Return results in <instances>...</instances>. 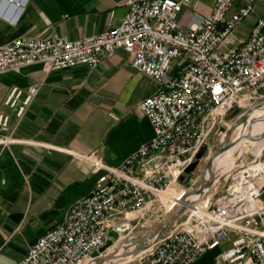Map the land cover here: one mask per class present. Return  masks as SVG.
<instances>
[{"label": "built area", "instance_id": "built-area-1", "mask_svg": "<svg viewBox=\"0 0 264 264\" xmlns=\"http://www.w3.org/2000/svg\"><path fill=\"white\" fill-rule=\"evenodd\" d=\"M234 1L215 0L211 12L183 28L178 15L191 0H128L120 22L101 33L74 40L55 34L22 37L0 44V75L33 64L45 72L75 65L92 69L101 54L121 49L131 56L132 69L158 84L137 107L149 121L151 138L117 167L90 156L92 172L98 173L91 192L73 202L62 222L37 237L15 264H90L108 232L121 233L126 215L158 220L177 206L164 212L159 207V195L170 185L181 190L176 200L182 203L197 180L188 185L193 170L187 168L206 163L226 131L264 102L263 19L236 47L222 46L251 11L244 6L230 12ZM36 92L34 84L9 89L2 101L7 111H0V142L12 140L11 116L20 119ZM263 151L245 153L247 160L232 164L207 199L187 206L185 221L127 264H193L218 247L212 264H264ZM154 158L156 163L148 165Z\"/></svg>", "mask_w": 264, "mask_h": 264}, {"label": "crops", "instance_id": "crops-1", "mask_svg": "<svg viewBox=\"0 0 264 264\" xmlns=\"http://www.w3.org/2000/svg\"><path fill=\"white\" fill-rule=\"evenodd\" d=\"M127 1L0 0V44L101 33L120 22ZM214 1L191 0L178 15L179 25H193ZM244 6L250 14L222 44L226 49L244 41L257 19L264 21V0H235L230 12ZM261 34L264 39V24ZM130 60L118 49L101 54L92 69L75 65L45 72L33 64L0 75V111H7L2 101L11 87L37 86L23 116H11L12 140L0 142V264L19 261L37 237L62 222L73 202L91 192L98 173L90 156L117 167L151 138L149 121L137 107L158 84L132 69ZM221 249L193 264H212Z\"/></svg>", "mask_w": 264, "mask_h": 264}, {"label": "water", "instance_id": "water-1", "mask_svg": "<svg viewBox=\"0 0 264 264\" xmlns=\"http://www.w3.org/2000/svg\"><path fill=\"white\" fill-rule=\"evenodd\" d=\"M259 106V105H258ZM257 107V106H256ZM249 109L247 113L243 114L235 123V126L232 130H228L225 133V137L221 145L214 144L212 147V152L208 159H212L214 156L230 147V145L234 144L237 140V134L232 138L231 132L235 130L237 126H239V131L241 128H248L251 125V121L248 119V114L253 110ZM159 152V149L151 151V154H156ZM261 154V153H260ZM209 159V160H210ZM247 160V155L244 154L240 160L235 159L232 164H239L241 162H245ZM157 158L149 161L148 165H153L156 163ZM195 165V163L193 164ZM192 165V166H193ZM210 161H207L203 170L202 175L196 180L193 184L192 189L186 193V195L182 199V203L173 207L169 212H167L162 218L155 220L151 225L146 228L135 233L134 239H127V241L120 242L116 245V248L121 245L127 244L124 248H128V252L124 253V256L129 257L136 254L138 251L145 248L147 245L156 242L158 239L162 238L165 234H167L173 227L183 221L186 220L188 216V205L195 203L196 201L205 198L211 191V188L216 181H221L223 175L219 173L218 169H211V172L208 177H205V173L207 169H209ZM230 166V167H231ZM191 167H188L186 172L191 171ZM158 174H155L157 176ZM184 174L180 175V179H182ZM108 238L105 243L97 250L91 253V257L94 259L102 254L109 246H111L118 238V233L116 231H109L107 234ZM114 254V253H112ZM111 254V255H112ZM101 260V259H100ZM104 260V258H102Z\"/></svg>", "mask_w": 264, "mask_h": 264}, {"label": "bare ground", "instance_id": "bare-ground-1", "mask_svg": "<svg viewBox=\"0 0 264 264\" xmlns=\"http://www.w3.org/2000/svg\"><path fill=\"white\" fill-rule=\"evenodd\" d=\"M248 117L251 121V125L248 128H241L240 131L239 129L234 131L232 138L238 133L237 140L234 144L230 145V147L226 148L211 159L209 169H207L205 173V179L209 176L211 169L213 170L214 168L218 169L219 173H221L224 178L231 163L235 159L238 158L239 160L245 153H252L257 156L261 153V150L264 149V102L251 110ZM255 125L257 126V129L253 131V126ZM218 183L219 181L214 182L213 187L217 186ZM180 193L181 190H179L176 185H170L159 195V207L161 210L163 212L167 211L173 203L178 205L180 200L177 201L176 199L179 197ZM207 198H204V200ZM121 238L122 236H120L117 241ZM116 245V242H114L102 254L94 258L90 264L129 263L132 257L124 256V253L129 251L128 248H124L127 244L121 245L118 248H116ZM102 258H104V260H102Z\"/></svg>", "mask_w": 264, "mask_h": 264}, {"label": "rangeland", "instance_id": "rangeland-1", "mask_svg": "<svg viewBox=\"0 0 264 264\" xmlns=\"http://www.w3.org/2000/svg\"><path fill=\"white\" fill-rule=\"evenodd\" d=\"M257 129V126H253V131ZM210 142L212 144H214L216 142L215 138H210ZM249 154V153H247ZM263 154H264V151H263ZM210 159V158H209ZM207 158L206 162L207 161H210L211 162V159L209 160ZM205 162L202 160L200 161L198 164H195V165H190L191 169L193 170L190 174H189V177L187 179V182H188V185L195 181L196 179H198L202 173H203V170H204V167H205ZM187 185V186H188ZM127 221H126V226L123 227V230L121 231V233L118 235V238L120 236H122L121 239L115 241L116 244L118 245L120 242H123V241H127V239H134L135 237V233H137L138 231H140L141 229L145 228L147 226V224H149L151 221L157 219V217H152L151 219H149L148 217H144L142 218L140 221H138L137 218H133V216H130V215H126L125 216ZM129 221V222H128ZM124 264H127V263H124Z\"/></svg>", "mask_w": 264, "mask_h": 264}]
</instances>
